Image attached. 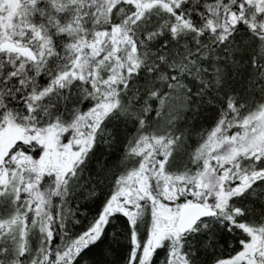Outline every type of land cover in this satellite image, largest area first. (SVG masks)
Here are the masks:
<instances>
[{"label": "trees", "instance_id": "1", "mask_svg": "<svg viewBox=\"0 0 264 264\" xmlns=\"http://www.w3.org/2000/svg\"><path fill=\"white\" fill-rule=\"evenodd\" d=\"M247 7L246 0H0V130L10 127L17 138L6 142L0 178L20 176L12 199L0 186L10 225L2 216L0 264H71L86 245L82 255L100 264H133L137 251V264H246L237 260L249 239L264 234V164L242 166L264 148V140L250 143L264 120V33L227 28V20ZM187 76L192 92L178 102L169 132L159 135L166 98ZM48 99L51 111L43 108ZM69 112L74 120L67 125ZM243 136L247 151L217 163L227 147L213 145L243 144L234 143ZM94 140L92 163L77 167ZM104 158L108 167L98 171L95 161ZM55 161L77 162L73 184L55 186ZM124 191L129 196L109 203L108 212L131 215L129 226L138 227L130 237L124 221L113 220L93 245L90 226L104 202ZM188 202L215 215L184 236L168 224L160 234L156 217L143 213L147 207L176 215ZM65 211L76 224L71 233ZM17 224L19 245L9 236ZM36 225L43 239L34 256L25 240ZM66 244L72 248L62 254ZM248 262L264 264V236Z\"/></svg>", "mask_w": 264, "mask_h": 264}, {"label": "rangeland", "instance_id": "2", "mask_svg": "<svg viewBox=\"0 0 264 264\" xmlns=\"http://www.w3.org/2000/svg\"><path fill=\"white\" fill-rule=\"evenodd\" d=\"M115 1L120 3L122 0H115ZM246 3L248 5V7L245 10L238 9L237 12H233V13L229 14L228 20H227V28H233V27L240 26L243 30L246 31L245 33H249V34H251L252 32L264 33V0H246ZM47 5H50V4H46V6ZM50 9H51V7H50ZM1 50H2V46H0V51ZM186 80L187 81L184 80V81L176 84L175 86H173L171 92L168 94V96L166 98V101H165L166 103H165V106L162 110V113H161L162 116L160 118V119H163V121L161 123L164 126H162L161 128L158 129L157 132L159 133V135H162L166 132H169V127L171 125H174L176 122V120L174 118L175 114L178 111L176 109L180 108L177 106L178 102L179 101L181 102L184 99L185 95H188L190 92H192L189 85H188V81H190L192 79L187 76ZM196 83L199 84L198 81ZM53 100L54 99H48L47 102H45L43 104V108L46 109V111L49 109H50L49 111H51L53 109ZM176 106H177V108H176ZM263 107H264V105H263ZM173 111H174V113H172ZM62 120L64 123H68L67 125H70L72 123V121L74 120V112L73 113L69 112L68 115H66L64 113ZM260 122L262 124V126H261L262 128L260 129V131L257 132L259 134L254 136V138H253L254 140L251 141L250 143L254 144V142L258 143V142L264 140V120L261 119ZM255 126L258 127V123H256ZM104 130H103L102 135H99L98 132L96 131V139L98 141L100 140V142H102L103 136L105 135ZM7 133L9 135V139L6 138ZM13 133H14V130H12L10 127H8L7 129L3 128L2 130H0V162L6 156V142L8 141V142H10L11 145H14L12 143L17 139L16 137H14L12 135ZM245 140L246 139L243 136L240 139L237 138L236 140H234V143H239V141H243V144H241V142L239 144H229V146H226V145L220 146L218 144H214L213 148L216 147V150H219V151L226 149V147H227L225 154L222 155L219 160L216 159L217 163L221 159L223 160L222 162H224V163L225 162H232V161H234V159L238 155L247 151L246 149L249 148V145H247V147L243 146ZM73 158L74 157L71 156V159H73ZM250 161H252L253 164L260 163V162H262L264 164V148L258 154H255L253 159H250V160L243 162L242 166L243 165L245 166ZM57 162L58 161L53 162L52 163L53 165L51 168L52 170H55L54 172L57 175L56 176L57 180L55 182V186L58 187L61 180H63L64 182L66 180V186L68 185L69 182H71V184H73L75 181V177H73L72 172H73L74 166L77 164V162L76 163L70 162V164H68L67 162L65 164H62V163L59 164ZM210 169H211V166H210V168H208L209 172H210ZM41 175H42V173L38 174V176H41ZM204 177H208V175L206 174V175H204ZM19 180H20V176L18 175V173L14 174L9 179L6 178L4 181H1V178H0V186L4 187V192H3V198L4 199H6V198L12 199L14 197V192H15L16 187H18ZM129 193H130V191H128L126 193L124 191V194H119L115 200H112V202L110 203L109 206L114 207L115 204L120 200L122 195L126 196V198H127L129 196ZM114 194H116V193H114ZM67 195H69V194H67ZM132 197L131 198L134 200L137 199V196H135V195ZM155 205H158V204H155ZM188 205H193V204L191 202H188V203H186L185 206H188ZM8 207L9 206H7V207L3 206L0 208V221L2 220V216H4L3 221H6V226L9 228L10 225L8 224V217H5L7 214H9ZM143 209H144L143 213L145 214L147 219H149L150 221H151L152 215L156 217V221H157L156 227H159L160 229H162L161 230L162 232H160V234L167 231V229H168V228H166L167 224L169 225L170 229H174L176 220H177L179 213H180L179 212L176 215H171L170 212L167 210V211H165L168 214L167 215V214L161 213L159 210H156V209L151 210L150 208H147V207H144ZM112 210H113V208H110V212H107V214H105V215L106 216H110V214L112 215ZM3 211L4 212L6 211V214H4ZM63 215L64 216L63 217L61 216V218L63 221V225L65 227V231H68L70 233L73 230L75 231V229H74V226L76 225L75 222L74 221L72 222V220H69L71 218H68V216L70 214L65 211L63 213ZM102 223L104 224L103 221H102ZM17 226L18 227H16V228L10 229L9 236H11L15 240H17L18 245H19L21 241H19L18 238L21 237V232H20L21 229H19L20 224H17ZM36 227L37 228L31 229L30 233L27 234V236H26L25 242H27V246H28V248H27V250H28L27 254L28 255H31V254H33L34 256L36 255V253L38 252V249L40 248V244L42 242V239H43L42 230H40L39 226L36 225ZM95 231L97 234V232L99 230L96 229ZM263 236H264V234H263L262 230H257L256 232H254L253 236L249 239V243L246 245L243 252L239 256L237 262L244 261L246 264H249V262H248L249 259L251 257H254L255 252L262 247ZM157 238H158V236L155 237L154 242H156ZM11 245H14V244H11ZM151 246L152 245H151V239H150L149 242L146 243V245L144 247L145 248L144 253H143L144 255L149 253V251H150L149 249ZM69 248L71 249L72 246L69 245V247H68V244H66V246L64 248L62 247L61 248L62 254H64L65 249H69ZM139 260L143 261V256H141Z\"/></svg>", "mask_w": 264, "mask_h": 264}, {"label": "snow or ice", "instance_id": "3", "mask_svg": "<svg viewBox=\"0 0 264 264\" xmlns=\"http://www.w3.org/2000/svg\"><path fill=\"white\" fill-rule=\"evenodd\" d=\"M133 151H136V149H133ZM141 168H143V164H141ZM135 174V173H133ZM119 195V192H117L116 194H114L112 196V200H115L117 198V196ZM111 203L110 200H106L104 202V205L102 206L100 212L98 213L97 215V218L96 220L93 222V224L90 226V229L89 230H92V231H95L96 230V225H98L100 222H104V228L100 231L97 232L96 234V238L94 239L93 241V245L97 242H99L101 239H103V237L106 235L107 231H108V227L109 225H111L112 221L113 220H117V221H121L123 220L124 221V228L129 232V235L131 237V234L132 232L135 230L136 227H138V225H136L135 223L132 224V226L130 227L129 224L131 221L134 220V217L131 216V215H128V216H125L121 213H115L114 215H111V216H106L105 213H107L109 211V208H108V204ZM140 208H143V204L141 203L139 205ZM146 211V210H145ZM239 211V210H237ZM141 215V212L140 210L138 209L137 213H136V217L138 218L139 216ZM84 235H87V231L84 233ZM80 239H83V236L80 237ZM139 239V237H138ZM247 241H245L246 243ZM89 245H86L84 247H80L76 250V253H75V257L78 258L82 252L88 247ZM143 245L141 244V247ZM65 255H68V253H65ZM129 259L132 258L131 256V247L129 249ZM51 259V258H50ZM140 259V253L139 251L136 252V259L133 260V264H137V262L139 261ZM71 264H75V260H73L71 262ZM222 264V262H221Z\"/></svg>", "mask_w": 264, "mask_h": 264}, {"label": "water", "instance_id": "4", "mask_svg": "<svg viewBox=\"0 0 264 264\" xmlns=\"http://www.w3.org/2000/svg\"><path fill=\"white\" fill-rule=\"evenodd\" d=\"M10 50L22 56H28L25 49L10 47ZM215 212L204 208L201 204H193L185 206L181 209L176 220L174 231L181 236L188 234L198 222L211 218Z\"/></svg>", "mask_w": 264, "mask_h": 264}, {"label": "clouds", "instance_id": "5", "mask_svg": "<svg viewBox=\"0 0 264 264\" xmlns=\"http://www.w3.org/2000/svg\"><path fill=\"white\" fill-rule=\"evenodd\" d=\"M169 87H171V85H169ZM151 95L152 97H156L158 93L153 92ZM112 115H115V113H113ZM174 118H179V113L177 114V117H174ZM143 122H144L143 119H141V124H143ZM105 126H106L105 123L101 122V125L97 128V132L99 135L103 134V130ZM97 147H99V145L94 140L93 148L89 151L88 155H86L85 158L79 162V165H77V167H80L81 165L88 167L89 164L92 163L93 161V154L95 153ZM95 164L99 165V168L97 170L101 171L108 167L109 162L107 161L106 158H104L103 160L95 161ZM72 175L73 177L77 176L75 169H73ZM98 194H99V189H97L96 192L93 193V195H98ZM164 247H165V244L162 243L161 248H164ZM86 249H88V247ZM82 253H85V250ZM153 255L155 257V253ZM75 264H100V262L96 258L88 256L87 254H84V255L81 254L78 258H76ZM149 264H152V262L150 261Z\"/></svg>", "mask_w": 264, "mask_h": 264}, {"label": "bare ground", "instance_id": "6", "mask_svg": "<svg viewBox=\"0 0 264 264\" xmlns=\"http://www.w3.org/2000/svg\"><path fill=\"white\" fill-rule=\"evenodd\" d=\"M192 194H193V193H191V195H192ZM202 206H203L204 208H206V209H210L209 207H207V206H205V205H202ZM183 207H185V206H183ZM183 207H182V208H183ZM182 208H181V209H182ZM210 210H211V209H210ZM191 231H192V230H191ZM191 231H190V232H191ZM190 232H189V233H190ZM189 233H188V234H189Z\"/></svg>", "mask_w": 264, "mask_h": 264}]
</instances>
